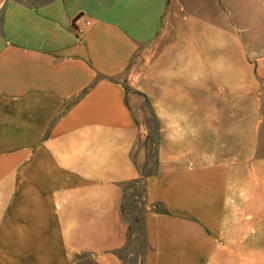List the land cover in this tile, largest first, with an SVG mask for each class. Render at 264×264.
Instances as JSON below:
<instances>
[{
    "label": "crops",
    "instance_id": "obj_1",
    "mask_svg": "<svg viewBox=\"0 0 264 264\" xmlns=\"http://www.w3.org/2000/svg\"><path fill=\"white\" fill-rule=\"evenodd\" d=\"M213 1L0 0V264H122L146 105L142 264H264V55Z\"/></svg>",
    "mask_w": 264,
    "mask_h": 264
},
{
    "label": "rangeland",
    "instance_id": "obj_2",
    "mask_svg": "<svg viewBox=\"0 0 264 264\" xmlns=\"http://www.w3.org/2000/svg\"><path fill=\"white\" fill-rule=\"evenodd\" d=\"M29 3H35L36 1L44 0H23ZM207 0H188L187 7L190 15L201 16L204 2ZM221 10V22H225L229 28L237 31V34L244 40L252 51L259 56L264 55V0H218ZM211 8H214V1L210 0ZM202 6V7H201ZM205 7V5H204ZM207 17V15H204ZM213 21L214 17L211 15L209 18ZM141 123L143 124L141 129V136L151 137L156 142V119L152 110L146 105L145 109H142L138 114ZM158 131V130H157ZM262 149H264V143H262ZM152 145L146 146V154L149 151H153ZM261 156H264V150L261 152ZM153 168L151 164L146 170L148 173ZM138 194L129 193L127 198V207H132L133 210L140 216L143 211L142 199L135 198ZM137 234L130 240L129 247L127 249V257L125 264H140L141 258L144 254V242L142 235L137 231ZM126 255V254H125Z\"/></svg>",
    "mask_w": 264,
    "mask_h": 264
},
{
    "label": "trees",
    "instance_id": "obj_3",
    "mask_svg": "<svg viewBox=\"0 0 264 264\" xmlns=\"http://www.w3.org/2000/svg\"><path fill=\"white\" fill-rule=\"evenodd\" d=\"M155 127H156V132H157L158 130L157 122H156ZM149 145H152L154 150L149 151V153L146 154V162L144 166L139 170L138 179L131 181L129 183H126L122 186V202L120 206V213L127 227L126 244L122 248V250L117 253L118 257L122 261V264H125V259L128 255L127 249L129 247L130 240H132L133 236L137 234L136 233L137 231L142 235V240L144 242V250H145L141 258L140 264L143 263L144 256L146 253L144 227H143V220H142L143 211H144V202H143V211L140 214V216H138V214H136V212L133 210L132 207H127V198H128V194L131 192L134 194H138L137 196H135V198L139 196V198L142 199V201L144 199L146 180L153 174L152 170L149 171L148 173L146 172V170L149 168L151 164L153 165L155 157H156V142L151 137H148L146 140V146H149ZM154 208L158 210V212H160V209L158 206H154Z\"/></svg>",
    "mask_w": 264,
    "mask_h": 264
},
{
    "label": "built area",
    "instance_id": "obj_4",
    "mask_svg": "<svg viewBox=\"0 0 264 264\" xmlns=\"http://www.w3.org/2000/svg\"><path fill=\"white\" fill-rule=\"evenodd\" d=\"M79 19H77L76 21H78ZM90 23L89 22H85V26H89Z\"/></svg>",
    "mask_w": 264,
    "mask_h": 264
}]
</instances>
